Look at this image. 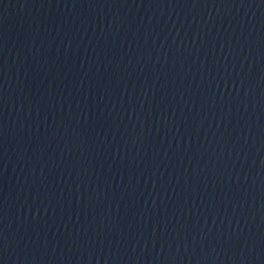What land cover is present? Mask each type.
<instances>
[{
  "label": "water",
  "instance_id": "water-1",
  "mask_svg": "<svg viewBox=\"0 0 264 264\" xmlns=\"http://www.w3.org/2000/svg\"><path fill=\"white\" fill-rule=\"evenodd\" d=\"M164 264H264V0H241Z\"/></svg>",
  "mask_w": 264,
  "mask_h": 264
}]
</instances>
